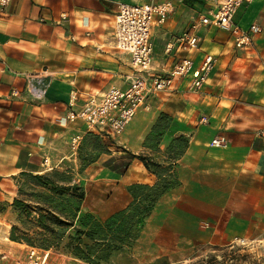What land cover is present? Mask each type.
Segmentation results:
<instances>
[{
    "label": "crops",
    "instance_id": "crops-1",
    "mask_svg": "<svg viewBox=\"0 0 264 264\" xmlns=\"http://www.w3.org/2000/svg\"><path fill=\"white\" fill-rule=\"evenodd\" d=\"M167 1L11 0L0 6V206L13 203L23 173L46 172V158L62 162L67 156L61 152L73 138L91 133L83 122L67 121L72 91L79 93V109L88 95L128 87L132 57L117 49L115 38L119 5ZM214 4L174 1L167 21L152 32L154 71L173 70L187 54L180 51V37ZM235 23L244 30L254 24L263 29L254 47L239 50L230 33L203 28L200 48L189 56L194 71L206 55L216 58L209 80L194 91L190 75L173 93L147 100L113 138L129 153L113 156L110 165L98 161L89 170L98 191L92 198L86 195L87 211L108 217L132 203L130 186L157 184V175L133 155L151 156L147 138L165 113L183 128L164 133L159 162L167 163L176 137L184 135L189 146L175 168L179 186L161 205L178 207L182 222L193 229L208 223L209 241L220 234L221 241L232 243L263 232L264 0L242 5ZM217 137L226 139L225 147L211 145Z\"/></svg>",
    "mask_w": 264,
    "mask_h": 264
},
{
    "label": "rangeland",
    "instance_id": "rangeland-1",
    "mask_svg": "<svg viewBox=\"0 0 264 264\" xmlns=\"http://www.w3.org/2000/svg\"><path fill=\"white\" fill-rule=\"evenodd\" d=\"M169 1L174 3L175 0ZM174 121L176 124L172 123L170 130L172 133H177L183 127L177 120L174 119ZM155 137L153 136V140L148 143L151 156L147 154L141 156L159 162L162 159V151L158 146L163 138L157 144ZM125 151L114 139L101 140L88 133L82 137L77 148L73 146L72 140L70 146L63 149L61 154H66L65 160L54 164L46 158L47 171L39 174L31 173L44 175L51 184L42 186L32 176L21 177L13 203L0 206V264H7V260H2V256L11 250L16 253L21 251L27 253L30 248L39 249V246L49 243H51L48 250L50 251L49 264H88L73 257L66 248L70 242V236L75 234V227L54 224L52 214L63 221L74 222L76 226H79L80 220L87 215L93 214L85 207L86 195L89 194L92 198L98 191L92 180L91 168L103 159L104 162H100L101 165H110L109 160L114 159L113 156H118L120 152L124 154ZM53 185L61 188L70 187V190L66 193L55 192L51 188ZM81 195H85V198L81 199ZM163 197L154 206L150 215L138 221L123 249L114 253L111 259L103 264H195L199 262L211 264L212 256L217 255L218 260L221 261L225 253L230 254L231 250L227 252L217 250L229 246L240 249L237 252L238 255L252 256L248 262L236 264H264V230L252 238H241L232 243L227 240L221 241L220 234H217L219 239L209 241L207 239L211 238L213 230L208 223L202 224L201 230L188 227L191 223L182 222L183 215L178 207L161 205ZM16 200H20L23 206L16 207L14 205ZM113 214L105 218L93 215L98 221L105 222ZM41 215H45L43 221L47 229L43 228L39 222ZM26 241H30L34 246Z\"/></svg>",
    "mask_w": 264,
    "mask_h": 264
},
{
    "label": "built area",
    "instance_id": "built-area-1",
    "mask_svg": "<svg viewBox=\"0 0 264 264\" xmlns=\"http://www.w3.org/2000/svg\"><path fill=\"white\" fill-rule=\"evenodd\" d=\"M207 4L211 0H203ZM207 14L201 15L190 29L179 39L180 51L187 53L168 74L153 70L154 48L152 32L154 27L164 24L174 10L172 1L164 3L120 4L116 15V47L119 51L132 57L133 75L129 77L127 88L113 87L100 96L88 95L84 104L78 109V91L74 90L70 98V111L67 121L83 122L88 130L113 139L121 135L138 112L146 106L147 100L160 94H171L176 90L177 82L192 76L191 88L201 91L209 80L217 62L213 55H206L200 68L193 70L194 61L189 56L200 48V32L203 28L215 26L230 33L237 49L247 51L254 47L256 39L263 32L257 25L244 30L235 23L239 8L254 0H213ZM11 0H0V6L6 7ZM173 47H169L171 49ZM203 121H207L206 118ZM81 135L73 138V146L78 147ZM224 137H217L211 143L214 147H225ZM50 251L30 248L25 253L11 250L2 256L7 264H49Z\"/></svg>",
    "mask_w": 264,
    "mask_h": 264
},
{
    "label": "trees",
    "instance_id": "trees-1",
    "mask_svg": "<svg viewBox=\"0 0 264 264\" xmlns=\"http://www.w3.org/2000/svg\"><path fill=\"white\" fill-rule=\"evenodd\" d=\"M172 123L176 124L174 119L163 113L155 125L152 134L147 138V143H150L153 140V136H156V143L159 144L164 133L170 129ZM90 134L95 138L105 140L102 136L93 133ZM188 146L189 140L184 135L176 137L168 148L166 164L155 162L141 155H133L135 158L141 160L148 170L153 171L157 175L159 181L154 186L145 184L130 186L129 193L132 196V203L127 208L114 213L105 222L98 221L93 214H89L83 220H80L79 226H76L74 222L63 221L52 214L54 224L70 228L75 227V234L70 236V242L66 246L69 253L73 257L83 260L88 264H103L108 262L114 253L123 249L126 241L131 238L138 221L150 215L161 197L179 186L175 168ZM125 152L129 153V151ZM23 176H32L42 186L51 184L44 175L23 173L22 177ZM51 188L53 191L59 193H66L70 190V187L61 188L55 185ZM80 198L84 199L85 195H81ZM14 205L20 208L23 206V203L20 200H16ZM44 218L45 215H41L39 222L43 228L47 229L45 227L46 223L43 221ZM13 240L17 241V239ZM26 242L34 246L30 241ZM50 246L51 243L45 246L41 245L38 248L48 251ZM217 250L219 252L231 250V253H225V255H223L224 259L221 261L218 260L217 255L212 256L211 264H236L248 262L252 258V256L248 254L238 255L237 252L240 251V249L235 246ZM195 264H200V262Z\"/></svg>",
    "mask_w": 264,
    "mask_h": 264
}]
</instances>
